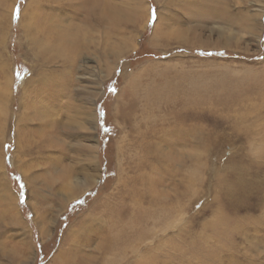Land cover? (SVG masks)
Instances as JSON below:
<instances>
[{"label":"rangeland","instance_id":"1","mask_svg":"<svg viewBox=\"0 0 264 264\" xmlns=\"http://www.w3.org/2000/svg\"><path fill=\"white\" fill-rule=\"evenodd\" d=\"M0 264H264V0H0Z\"/></svg>","mask_w":264,"mask_h":264},{"label":"bare ground","instance_id":"2","mask_svg":"<svg viewBox=\"0 0 264 264\" xmlns=\"http://www.w3.org/2000/svg\"><path fill=\"white\" fill-rule=\"evenodd\" d=\"M38 1L39 0H37V3H38ZM43 4V3H42ZM73 6V5H72ZM83 6V4H81V7ZM86 7H87V5H86ZM96 7V6H95ZM83 9H85V7H83ZM38 14H39V12H37V16H38ZM99 18H101V15H102V17H103V14L101 13V12H99ZM45 22V21H44ZM33 23H34V21H33ZM41 24H44V23H42V21L40 22V20L38 19V17H37V39H39L38 41H40V44L39 45H37L38 47H37V51H39L38 49H40L41 48V46H42V43H43V45L45 44L47 47H48V50H49V52H51L52 54L53 53H57V55H59V56H62L63 58H65V60H66V57L68 56V55H70L71 53H73V51H75V49L77 48V39L76 38H73L72 37V35L71 34H69V30H65L66 32H64V34H63V29L62 30H58L59 32H58V34H61V35H59L60 36V38H58V42L55 40V41H53L51 38H52V35L50 34V33H53V32H51V31H49V36H47L48 37V39H44L43 40V42L41 41L43 38H42V36H40L39 37V35H41L40 34V32H42V27H41ZM49 26V25H48ZM51 26V25H50ZM49 26V27H50ZM57 26V25H56ZM34 27V26H33ZM47 27V26H46ZM59 27V26H58ZM50 28H52V27H50ZM54 29H55V26H54ZM79 29V28H78ZM56 30V29H55ZM57 31V30H56ZM81 31V30H80ZM80 33V32H79ZM83 33V32H82ZM55 34V33H54ZM82 35V38H81V40L82 39H85V37H84V35L83 34H81ZM88 39V38H87ZM36 42V41H35ZM40 46V47H39ZM42 47H44V46H42ZM41 50V49H40ZM46 50V49H45ZM42 52V51H41ZM44 53V52H43ZM71 58V57H70ZM52 60V59H51ZM72 60H73V58H72ZM70 61V60H69ZM60 76H62V75H60ZM58 77V76H56V78H54L53 79V81H52V78L49 80L48 78H46V80L45 79H43V76H40V75H37V79H40V80H42L43 82H45V84H46V86L47 85H49L48 87L50 88V87H54L55 88V90L53 89V90H50L49 89V91L47 92L48 94H47V96L48 97H51V95H53V94H55V96H57L58 94H61L63 91H66L67 89H68V87H69V81L67 80L66 81V79H64L63 77ZM28 79V78H27ZM69 79V78H68ZM14 83V82H13ZM53 83H55V84H53ZM39 91H41V90H37V95L39 94ZM32 92H33V90H32ZM31 94H33L34 95V92L33 93H31ZM32 96V95H31ZM40 96V95H39ZM39 96H37V98H39ZM42 96V95H41ZM29 98V97H28ZM34 98V97H33ZM32 97L30 98V99H28V100H26V101H24V99L22 98V100H21V107L23 108V105H24V108H25V110H24V116H20V119H23V120H25L27 123L29 122V121H31V119L33 118L34 119V117H35V119L34 120H36V121H38L39 123H41V124H45L46 126H48L49 124H52V123H50L48 120L49 119H46L47 117L46 116H49V113L46 111V110H44V109H41V110H39V107H37V110L36 109H34L35 108V105L34 104H36L35 103V101H34V99H33ZM41 98V97H40ZM50 99V98H49ZM30 100H31V103H30ZM51 101V100H50ZM37 102V101H36ZM42 102V101H41ZM40 102V103H41ZM52 102V101H51ZM31 105H30V104ZM53 103V102H52ZM34 105V106H33ZM37 106V105H36ZM40 107H42V104H41V106ZM44 107V106H43ZM52 109V107H51V105H50V102L48 103V109L47 110H49V109ZM36 110L37 111V113L35 112L34 113V111H32V110ZM28 110V111H27ZM20 113V112H19ZM19 113H17V114H19ZM35 114H36V116H35ZM18 116V117H19ZM46 117V118H45ZM91 117H92V115H91ZM93 118L95 119L96 117H95V115H93ZM92 118V119H93ZM18 119V118H17ZM19 120V119H18ZM22 120V121H23ZM18 124H16V126H17ZM25 125H27V124H25ZM53 125L56 127L57 126V122L55 121L54 123H53ZM18 127V126H17ZM28 127V126H27ZM49 128V127H48ZM20 129H22V128H20ZM28 131V130H27ZM26 134V133H25ZM57 137V136H56ZM49 138V137H48ZM34 139V138H33ZM49 140V139H48ZM19 141V140H18ZM17 141V142H18ZM30 142V141H29ZM19 143V142H18ZM41 145V144H40ZM94 147H96V145H94ZM24 149V148H23ZM43 149V148H42ZM36 154V153H35ZM191 154V153H190ZM192 155V154H191ZM18 157V156H17ZM60 161H62L61 159H59V162ZM61 164V163H60ZM60 164L59 165H57V166H55V169H56V172H58L59 173V171H62L63 169H64V167H60ZM93 165V164H92ZM63 173H66V170L64 169L63 170ZM58 175V174H57ZM64 175V174H63ZM93 175V174H92ZM62 178V177H61ZM94 179V178H93ZM89 181V183H90V179L88 180ZM29 182V181H28ZM192 183V182H191ZM29 202V201H28ZM86 225V224H85ZM45 226V225H44ZM47 226H48V224H47ZM42 229H41V231H42V233H43V236H44V234H48L49 233V230H47L45 227H41ZM50 235H48V237H49ZM45 237V236H44ZM69 259H71V258H69Z\"/></svg>","mask_w":264,"mask_h":264},{"label":"snow or ice","instance_id":"3","mask_svg":"<svg viewBox=\"0 0 264 264\" xmlns=\"http://www.w3.org/2000/svg\"><path fill=\"white\" fill-rule=\"evenodd\" d=\"M19 14V9H17V15ZM153 20H156V12H155V8H153ZM105 131H107V129H105Z\"/></svg>","mask_w":264,"mask_h":264}]
</instances>
